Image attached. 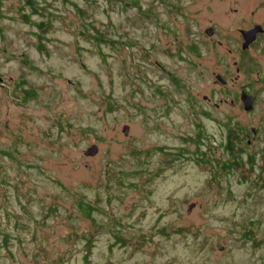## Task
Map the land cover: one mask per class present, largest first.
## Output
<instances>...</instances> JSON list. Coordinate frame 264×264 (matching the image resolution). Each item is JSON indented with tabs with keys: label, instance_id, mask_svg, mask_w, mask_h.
<instances>
[{
	"label": "rangeland",
	"instance_id": "374dc122",
	"mask_svg": "<svg viewBox=\"0 0 264 264\" xmlns=\"http://www.w3.org/2000/svg\"><path fill=\"white\" fill-rule=\"evenodd\" d=\"M37 3L0 0V264H264V160L240 131L264 90L248 114L202 98L232 95L204 32L235 44L228 0Z\"/></svg>",
	"mask_w": 264,
	"mask_h": 264
},
{
	"label": "flooded vegetation",
	"instance_id": "af4514ba",
	"mask_svg": "<svg viewBox=\"0 0 264 264\" xmlns=\"http://www.w3.org/2000/svg\"><path fill=\"white\" fill-rule=\"evenodd\" d=\"M228 4L229 12L231 14L241 16L236 21L234 27L235 44L233 46H228L224 44L222 40L215 39V24L206 26L204 32L207 28L212 29V34L210 35L205 32L206 42L209 43L207 52H213V55L215 56H224L231 60V64L234 67V75H227L229 72L225 71H214L212 73L215 77V79H213L215 84L220 85L222 88L227 86L232 87V95L227 99L229 94L226 93L222 98L215 99L213 98V95L204 94L202 98L214 108H219L221 105H226V103L231 107L239 106V104L243 107L240 95L244 91L253 97L252 108L249 111H246L248 114L254 112V108L257 106L258 91L261 90V88L264 90V18L259 20L256 19L257 14L264 11V0H259L255 6L251 8L248 14L242 12L241 6L236 4L235 1L228 0ZM211 9L213 11L216 10V5L214 4L213 7L211 6ZM256 26H260V28H256ZM254 28L257 30L253 33V39L245 43L246 39L249 38V35L247 36L246 32ZM189 49L190 51L195 52L194 47H189ZM245 71L249 72L250 75L248 82L243 81ZM217 76L221 77L222 80H219ZM231 121L233 120L228 119L226 124H229ZM254 123V125L240 129L241 132H244L243 136L245 137V143L249 149V152L247 153L249 164H253V161L257 156H259L261 160H264V116L261 115L260 117H257V121H254ZM236 126H238V122ZM259 143H261L260 146H258Z\"/></svg>",
	"mask_w": 264,
	"mask_h": 264
},
{
	"label": "trees",
	"instance_id": "16d2710c",
	"mask_svg": "<svg viewBox=\"0 0 264 264\" xmlns=\"http://www.w3.org/2000/svg\"><path fill=\"white\" fill-rule=\"evenodd\" d=\"M22 3L27 6L30 11L31 14H35V15H39L40 11H41V6L37 3V0H21ZM23 19L25 22H30L31 20V16L30 14H23L22 15ZM43 25V22H40L37 24V26L39 27V29L44 30L41 26ZM41 48V46H40ZM26 94L32 93V91L30 90H26L25 91ZM226 127L229 128V124H226ZM228 137H227V145L226 148L229 149L231 148L229 146V143L231 142V133L232 131L230 129H228ZM234 160L229 161L228 163H224L222 168L226 171L227 169H229L230 167H232L233 165H237L238 163V159L235 158V156L233 157ZM79 209L80 211L83 213L84 216H90V212L92 211V209L94 208V206H92L91 204L87 203V202H79L78 203Z\"/></svg>",
	"mask_w": 264,
	"mask_h": 264
},
{
	"label": "water",
	"instance_id": "95a60500",
	"mask_svg": "<svg viewBox=\"0 0 264 264\" xmlns=\"http://www.w3.org/2000/svg\"><path fill=\"white\" fill-rule=\"evenodd\" d=\"M256 28H260V26H256ZM256 28L252 29V30H249L246 32V35L248 36L249 35V38L246 39L245 43L246 42H249L253 39L254 35L253 33L257 30ZM205 32L210 35L212 34V29L211 28H207L205 30ZM251 35V36H250ZM217 78L219 80H222L221 77L217 76ZM240 98H241V101H242V104H243V109L245 111H249L251 108H252V102H253V97L248 95L246 92H242L241 95H240ZM127 130H128V126L127 125H124L122 127V131L123 133L126 135L127 134ZM97 152V146L96 144H92L90 145L89 147H87L85 150H84V155L86 156H92L94 155L95 153ZM193 204L190 205V207L192 206Z\"/></svg>",
	"mask_w": 264,
	"mask_h": 264
}]
</instances>
